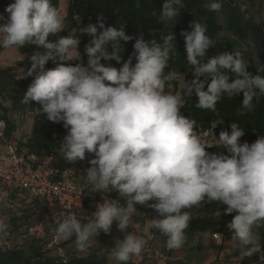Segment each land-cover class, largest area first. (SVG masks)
I'll use <instances>...</instances> for the list:
<instances>
[{
  "label": "trees",
  "instance_id": "obj_1",
  "mask_svg": "<svg viewBox=\"0 0 264 264\" xmlns=\"http://www.w3.org/2000/svg\"><path fill=\"white\" fill-rule=\"evenodd\" d=\"M67 1L59 38L60 0H0V16L10 6L11 20L23 28L15 40L25 55L22 75L0 68V96L7 103L0 104V117L7 123V136L16 128L14 115L33 114L27 141L31 152L61 155V166L70 167L76 148L64 142L68 127L98 130L101 145L104 137L111 139L106 149L115 170L91 159L93 173L100 174L101 183L115 185L117 196L128 190L163 229L174 226L185 236L201 237L229 222L241 237L255 233L264 240V148L185 145L161 110L135 90L164 63L176 72L197 70L199 78L183 91L194 120L207 127L214 123L217 134L237 128L248 140H263L264 24L243 23V29L228 22V30L254 49L258 63L217 64L216 43L226 42L217 14H234L235 0ZM70 43L85 59L92 54L100 72L123 85L129 81L133 95L115 98L107 89L93 94L72 84L66 62ZM153 55H158L155 60ZM29 215H11L0 233L22 234ZM44 241L31 239L21 250L0 247V264H60L43 251ZM203 246L198 241L196 248ZM67 264H108V259L91 251Z\"/></svg>",
  "mask_w": 264,
  "mask_h": 264
},
{
  "label": "rangeland",
  "instance_id": "obj_2",
  "mask_svg": "<svg viewBox=\"0 0 264 264\" xmlns=\"http://www.w3.org/2000/svg\"><path fill=\"white\" fill-rule=\"evenodd\" d=\"M237 10L233 14L231 11H220L217 14V21L223 26L221 39L216 43L215 62L218 64H232V63H258L254 49L249 46L247 42L241 41L229 31L228 22H234L244 29L243 23L248 24L253 22L255 25L264 24V0H235ZM68 1L60 0L58 19V34L61 38V29L63 27V20L66 17ZM169 16V12L164 14L161 18ZM12 11L10 6H5L0 16V68L9 69L22 75L25 72V67L22 65L25 60V55H22L18 49L15 35L23 28L13 23L11 20ZM179 23H182V18H178ZM250 33V31H248ZM235 42L237 44H235ZM158 55H153L154 60ZM66 62L68 65L67 77L72 84H78L90 89L93 94L100 90L107 89L110 95L115 98L122 96L133 95L134 89L131 87L129 81L126 85L119 83L118 79L111 74L100 72L96 69V61L94 56L90 54L86 59L77 51V47L73 44L66 45ZM199 78L197 70L191 72L189 68H185L180 72H176L173 66L161 64L156 71L147 75L140 87L135 88L138 94L148 98L155 104L162 112L163 116L168 119L174 127L176 133L180 136L185 145L197 148H211L218 146H237L249 145L255 146L257 149L264 148L263 140H248L237 128L230 130L227 133L217 134L214 123L209 127L205 123L195 121L191 113L187 101H184L183 91L194 84ZM0 104L7 106L6 101L0 96ZM193 117V119H192ZM35 115L22 114L14 115L12 122L16 128L10 137V141L14 144L23 145L31 136V131L34 123ZM99 131H82L71 124L64 136V142L70 148H76L75 159L79 167L80 165L91 166L88 160H97L108 168L114 171L115 164L108 162L109 151L107 145L111 139L107 136L103 138L104 145L98 142ZM63 156L57 157V162L60 163ZM95 178L102 180L100 174L95 173ZM109 185L108 182L102 183ZM115 191L118 189L115 185ZM119 194L124 193L125 201L129 203L130 216L128 221H135L138 216L145 215L144 220H149L150 210L146 205L138 203L132 194L127 193L128 190L121 189ZM153 213V212H152ZM9 217V216H8ZM7 217V218H8ZM141 219V218H139ZM5 224H1L3 227ZM65 233V232H64ZM63 233V234H64ZM77 233V238H73V234ZM230 232H228L229 235ZM180 232L175 231L173 234L167 231L161 238L171 242L172 237H179ZM69 238V239H68ZM67 243L64 247L69 253L70 259L82 258L87 256L91 251H97L108 259V264H121L123 260H127L126 256L120 255V243L110 240L99 231H96L91 225H74L66 234ZM108 240V241H107ZM197 245V243H192ZM214 244H205V246H213ZM165 247V245H164ZM55 252L49 253L54 255ZM135 254V253H134ZM127 256L135 260L137 264H157V260L151 259L147 254Z\"/></svg>",
  "mask_w": 264,
  "mask_h": 264
},
{
  "label": "built area",
  "instance_id": "obj_3",
  "mask_svg": "<svg viewBox=\"0 0 264 264\" xmlns=\"http://www.w3.org/2000/svg\"><path fill=\"white\" fill-rule=\"evenodd\" d=\"M9 139L7 123L0 117V226L15 213L28 211L30 215L22 234L0 233L3 250H21L26 241L45 237L43 251L55 252L58 263L67 264L71 259L62 244V234L70 222H80L93 225L104 237L120 243V255L126 258L152 252L157 260H168L171 248L160 251L156 244L167 231L173 234L174 226L163 229L152 212L149 220L142 214L128 221L130 210L124 193L117 196L113 186H103L92 166L77 167L75 159L73 166L63 167L54 154H37L31 152L27 142L18 145ZM232 229L229 222H223L210 234L196 235L192 243L222 244ZM130 230L135 233L132 245L127 241ZM252 246L261 247L259 241H253Z\"/></svg>",
  "mask_w": 264,
  "mask_h": 264
},
{
  "label": "crops",
  "instance_id": "obj_4",
  "mask_svg": "<svg viewBox=\"0 0 264 264\" xmlns=\"http://www.w3.org/2000/svg\"><path fill=\"white\" fill-rule=\"evenodd\" d=\"M0 148H3L1 143ZM77 224L84 225L87 223L70 222L65 231H63V233H65L62 234L63 245L67 243V231L71 230V228ZM91 226L94 228L93 225ZM95 230L99 231L97 229ZM229 232V235H227L222 244L213 246L204 245L201 249H197L196 245L192 244L193 236L188 237L182 233H180L179 237L173 238V240L171 237V242H167L165 238L162 239V241L159 239L156 244L158 250L163 251L166 246L171 248L168 253V260H157L152 252L147 253V256L151 257V259L157 260V264H167L175 261H183L188 264H264V240L258 239L255 233H252L251 237L246 239L241 237L240 232L237 229H232ZM127 235H129V238H127L128 243L130 245L134 244L133 236H135V233L130 230V232H127ZM253 241H259L261 247L255 248L252 246ZM138 254L141 253H136L134 255ZM127 260L132 259L127 258ZM133 261V263H135L134 259Z\"/></svg>",
  "mask_w": 264,
  "mask_h": 264
}]
</instances>
